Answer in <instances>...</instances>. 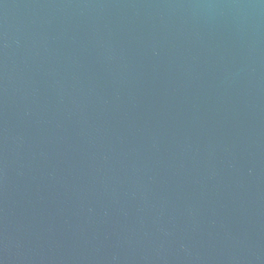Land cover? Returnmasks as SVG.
Wrapping results in <instances>:
<instances>
[{
	"label": "water",
	"instance_id": "1",
	"mask_svg": "<svg viewBox=\"0 0 264 264\" xmlns=\"http://www.w3.org/2000/svg\"><path fill=\"white\" fill-rule=\"evenodd\" d=\"M0 264H264V0H0Z\"/></svg>",
	"mask_w": 264,
	"mask_h": 264
}]
</instances>
